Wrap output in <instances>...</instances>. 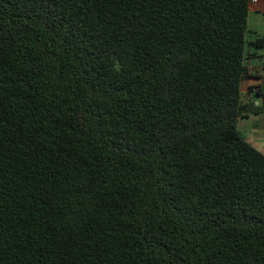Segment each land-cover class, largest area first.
I'll list each match as a JSON object with an SVG mask.
<instances>
[{
	"label": "trees",
	"instance_id": "obj_1",
	"mask_svg": "<svg viewBox=\"0 0 264 264\" xmlns=\"http://www.w3.org/2000/svg\"><path fill=\"white\" fill-rule=\"evenodd\" d=\"M248 7L0 0V264H264Z\"/></svg>",
	"mask_w": 264,
	"mask_h": 264
},
{
	"label": "crops",
	"instance_id": "obj_2",
	"mask_svg": "<svg viewBox=\"0 0 264 264\" xmlns=\"http://www.w3.org/2000/svg\"><path fill=\"white\" fill-rule=\"evenodd\" d=\"M263 17L264 0H249L246 28L251 42L256 39L264 41ZM256 58L260 63L247 68L249 77L244 82V93L251 89V92L259 90L264 94V48L256 52ZM257 105L258 103L254 102V106ZM238 130L245 142L264 157V114L240 120Z\"/></svg>",
	"mask_w": 264,
	"mask_h": 264
},
{
	"label": "rangeland",
	"instance_id": "obj_3",
	"mask_svg": "<svg viewBox=\"0 0 264 264\" xmlns=\"http://www.w3.org/2000/svg\"><path fill=\"white\" fill-rule=\"evenodd\" d=\"M237 128H238V126H237ZM239 131V130H238Z\"/></svg>",
	"mask_w": 264,
	"mask_h": 264
}]
</instances>
